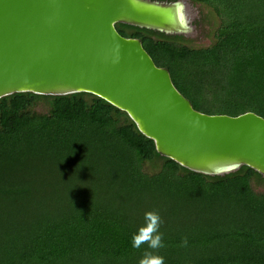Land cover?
Returning <instances> with one entry per match:
<instances>
[{
  "label": "trees",
  "instance_id": "1",
  "mask_svg": "<svg viewBox=\"0 0 264 264\" xmlns=\"http://www.w3.org/2000/svg\"><path fill=\"white\" fill-rule=\"evenodd\" d=\"M192 1L219 19L208 47L115 28L141 41L195 111L264 119V0ZM147 163L158 171L145 173ZM147 212L161 217L162 248L132 247ZM146 253L165 264H264V177L245 166L190 172L88 93L0 99V264H140Z\"/></svg>",
  "mask_w": 264,
  "mask_h": 264
},
{
  "label": "water",
  "instance_id": "2",
  "mask_svg": "<svg viewBox=\"0 0 264 264\" xmlns=\"http://www.w3.org/2000/svg\"><path fill=\"white\" fill-rule=\"evenodd\" d=\"M117 24L183 38L180 0H0V99L88 93L127 114L156 153L205 176L264 177V119L206 115Z\"/></svg>",
  "mask_w": 264,
  "mask_h": 264
},
{
  "label": "rangeland",
  "instance_id": "3",
  "mask_svg": "<svg viewBox=\"0 0 264 264\" xmlns=\"http://www.w3.org/2000/svg\"><path fill=\"white\" fill-rule=\"evenodd\" d=\"M180 1L184 3L185 17L188 20V30L183 34L184 44L192 48H205L210 46L214 41V30L219 24V19L213 11L205 5L195 3L192 0ZM47 110V102L42 100L36 102L34 108L35 112L45 113ZM158 168L159 163H147L144 165V172L153 174L158 171ZM261 189L262 187L256 188V190Z\"/></svg>",
  "mask_w": 264,
  "mask_h": 264
},
{
  "label": "clouds",
  "instance_id": "4",
  "mask_svg": "<svg viewBox=\"0 0 264 264\" xmlns=\"http://www.w3.org/2000/svg\"><path fill=\"white\" fill-rule=\"evenodd\" d=\"M161 217L156 212L145 213V224L139 228L132 237V247L140 248L142 244H147L151 249L162 248V234L159 232ZM186 244L187 241L185 240ZM140 264H165L163 256H153L151 253H146L141 259Z\"/></svg>",
  "mask_w": 264,
  "mask_h": 264
}]
</instances>
